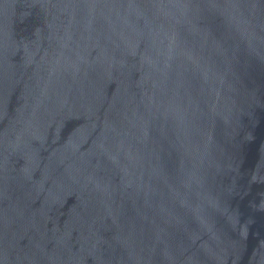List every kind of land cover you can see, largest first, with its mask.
<instances>
[{"label":"water","instance_id":"obj_1","mask_svg":"<svg viewBox=\"0 0 264 264\" xmlns=\"http://www.w3.org/2000/svg\"><path fill=\"white\" fill-rule=\"evenodd\" d=\"M0 264H264V0H0Z\"/></svg>","mask_w":264,"mask_h":264}]
</instances>
